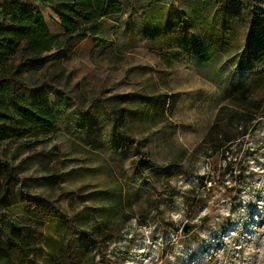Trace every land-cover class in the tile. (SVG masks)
Listing matches in <instances>:
<instances>
[{
	"label": "rangeland",
	"instance_id": "1",
	"mask_svg": "<svg viewBox=\"0 0 264 264\" xmlns=\"http://www.w3.org/2000/svg\"><path fill=\"white\" fill-rule=\"evenodd\" d=\"M122 1L117 22L63 62L69 83L44 89L56 122L10 159L21 180L9 213L22 217L28 191L78 213L85 226L123 215L127 223L100 264H264V119L241 139L239 152L228 154L227 170L222 159L213 168L206 157L190 156L224 104L223 87L256 64L243 48L264 47V32L253 37L242 23L228 26L212 2L173 0L135 12L131 0ZM253 7L264 15V0ZM39 10L49 30L60 32L50 9ZM110 114L128 124L134 140L113 135ZM13 148L9 143L7 152ZM180 149L187 154L179 166L173 157ZM141 151L148 161L136 169ZM51 154L60 161L55 170ZM214 169L225 184L206 197ZM197 195L202 206L191 219L187 199ZM148 197H158L157 204L142 213ZM163 220L175 227L162 228ZM45 233L64 240V223Z\"/></svg>",
	"mask_w": 264,
	"mask_h": 264
},
{
	"label": "trees",
	"instance_id": "2",
	"mask_svg": "<svg viewBox=\"0 0 264 264\" xmlns=\"http://www.w3.org/2000/svg\"><path fill=\"white\" fill-rule=\"evenodd\" d=\"M172 1L131 0L129 4L138 12L154 3L171 4ZM198 1L215 4L218 10L224 11L228 26L233 28V23L236 27L242 23L249 36H260L264 32V15L253 9L256 0ZM244 4L246 13L242 12ZM39 5L50 9L61 27V34L49 31ZM123 12L122 0H3L0 3V264H100L109 260L106 257L109 241L121 233L127 223L124 216L85 226L78 213H65L54 200L25 191L20 199L24 214L18 220L13 219L9 211L17 200L16 190L21 177L10 159L22 149L35 145L40 135L54 126L55 112L44 89H57L63 80L69 83L63 62L83 41L104 35L110 20L117 22ZM249 50L246 53L244 47L243 53L248 57V63L256 64L223 87L224 104L216 112L201 142L190 153L193 157H206L212 161L213 168H217L222 159L228 162L227 170L231 161H227L228 154L239 152L241 139L256 122L264 119V47L258 51L249 47ZM26 93L35 96L36 101L29 102ZM64 93L69 96L67 91ZM110 115L113 135L134 140L128 124L124 128L123 119ZM9 143H14V148L8 153ZM186 154V149H180L173 157V163L180 166ZM146 156L147 152H140L134 163L136 169L148 161ZM51 161L55 170L60 161L55 154H51ZM212 171V175L207 173L206 176V182L210 183V187L205 186L206 197H210L212 189L225 184L220 170ZM158 195L161 197L162 193ZM187 200L188 216L192 219L199 212L202 199L197 195ZM157 201L158 197H148L140 211H150ZM59 221L64 223L66 231L60 242L45 233L49 224ZM170 226L175 227L172 221H162V228ZM3 233H7L4 242Z\"/></svg>",
	"mask_w": 264,
	"mask_h": 264
},
{
	"label": "crops",
	"instance_id": "3",
	"mask_svg": "<svg viewBox=\"0 0 264 264\" xmlns=\"http://www.w3.org/2000/svg\"><path fill=\"white\" fill-rule=\"evenodd\" d=\"M46 22V21H45ZM60 26V25H59ZM48 27V26H47ZM61 28V27H60ZM49 29V28H48ZM50 31V30H49ZM51 32V31H50ZM53 33V32H52ZM62 30L60 32H58L57 34H61ZM84 42V41H83Z\"/></svg>",
	"mask_w": 264,
	"mask_h": 264
}]
</instances>
